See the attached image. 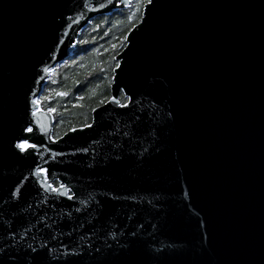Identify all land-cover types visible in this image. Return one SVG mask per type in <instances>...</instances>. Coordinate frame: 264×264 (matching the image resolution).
I'll return each instance as SVG.
<instances>
[{
  "label": "water",
  "instance_id": "1",
  "mask_svg": "<svg viewBox=\"0 0 264 264\" xmlns=\"http://www.w3.org/2000/svg\"><path fill=\"white\" fill-rule=\"evenodd\" d=\"M128 3L0 0V248L55 236L53 256L59 242L77 255L52 264H120L125 251L139 264H264V0L143 5L110 84L117 99L128 86V107L96 106L91 128L43 152L73 199L40 189L33 157L9 150L29 89L40 95L50 74L38 77L41 66L65 60L94 17ZM34 119L52 136V114Z\"/></svg>",
  "mask_w": 264,
  "mask_h": 264
},
{
  "label": "trees",
  "instance_id": "2",
  "mask_svg": "<svg viewBox=\"0 0 264 264\" xmlns=\"http://www.w3.org/2000/svg\"><path fill=\"white\" fill-rule=\"evenodd\" d=\"M143 5L139 4L141 11ZM136 7V0H129L123 8L94 17L79 32L72 53L52 68L39 95L52 97L51 100H42L40 108L56 109L52 114V119L55 117L52 136L58 137L71 128L89 124L93 108L110 95L116 66L114 58L125 45V39L121 40V37H125L141 17L134 11ZM58 92H66L67 95L59 96ZM118 99L124 103L126 98L119 93ZM53 183L59 184L56 180Z\"/></svg>",
  "mask_w": 264,
  "mask_h": 264
},
{
  "label": "snow or ice",
  "instance_id": "3",
  "mask_svg": "<svg viewBox=\"0 0 264 264\" xmlns=\"http://www.w3.org/2000/svg\"><path fill=\"white\" fill-rule=\"evenodd\" d=\"M113 2H119V0H113ZM137 7L134 9L135 12H138L141 15V20L138 23H143V19L145 18V13L141 11L139 8V4L143 3L145 5L152 4V0H136ZM99 7V5H97ZM129 20L132 19V16L129 15ZM136 25H133L135 28ZM132 31V29H129ZM63 30L61 31V36H63ZM127 37H121V40ZM59 39V38H58ZM130 39V38H129ZM75 42V41H73ZM55 51V45L53 47V51L49 53V59L51 60ZM114 63L116 67H122V65L115 60ZM51 68L47 65H42L40 70L37 73L39 77L41 74H47L51 72ZM103 74V69L100 70ZM79 83V81H77ZM2 87V84H0ZM115 91L119 93H123L125 97H128L129 92L131 91L127 85L123 87L117 85ZM35 93V95H33ZM28 95L31 96L30 102L26 101L27 110L26 119L21 126V134L16 135L10 138L9 140V150L16 153V154H23L25 156L33 157L32 164L30 166L29 176L33 178L36 185L39 186L40 189L47 190L48 192L52 193L53 195H67L68 199H73L74 195L70 192L68 188H66L64 183L54 184L52 182V172L49 168L48 164L49 161L44 158L43 152L46 150L49 155L52 154V146L54 145L56 140L61 139L60 137L56 136H49L37 133V125L38 121L34 119L37 116L38 112L44 111L47 114H54L56 112L55 108H47L42 109L40 107H32V105L39 106L42 103V100H51V96H39V90L36 88L29 89ZM57 95L59 96H66V92H58ZM79 99V97L77 98ZM130 97L124 100V103H120L115 95H109L107 99H102L100 101L101 104L105 103H112L116 104L119 108H127L129 103ZM99 107V105H97ZM95 111V109H93ZM169 116L171 113L168 114ZM53 119L55 117L53 116ZM92 124H81L79 125L80 129L91 128ZM48 129H41L42 133H46ZM68 131L75 132L77 131L76 128H71ZM28 134L25 136L24 134ZM50 142V143H49ZM83 151L87 152L88 149L84 148ZM39 177V179H36ZM10 195L15 197L18 195L16 190H12ZM82 203V202H81ZM17 235H24L26 236L27 233L23 231L13 232L11 230L8 231V236H17ZM82 239V238H81ZM55 240V236H51L50 239H46L43 244L36 242V246L33 244L24 243L23 245L17 244L13 241L12 244L8 246L9 251L7 254L4 253L3 248H0V264H52L53 260H67L75 255L77 252L75 247L69 246L64 242H59L56 247L58 249V255L53 256L52 251L53 249L50 247L51 241ZM127 249V246H124ZM26 249V250H25ZM121 256L120 264H139L136 255L130 251H125Z\"/></svg>",
  "mask_w": 264,
  "mask_h": 264
}]
</instances>
